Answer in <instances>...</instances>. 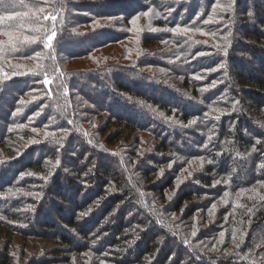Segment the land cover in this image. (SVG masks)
<instances>
[{"label":"trees","instance_id":"1","mask_svg":"<svg viewBox=\"0 0 264 264\" xmlns=\"http://www.w3.org/2000/svg\"><path fill=\"white\" fill-rule=\"evenodd\" d=\"M111 1L0 6V264H264V0Z\"/></svg>","mask_w":264,"mask_h":264},{"label":"rangeland","instance_id":"2","mask_svg":"<svg viewBox=\"0 0 264 264\" xmlns=\"http://www.w3.org/2000/svg\"><path fill=\"white\" fill-rule=\"evenodd\" d=\"M98 1H102V0H98ZM107 3H109L110 4V2H112L111 0H105ZM231 1L232 0H230L227 4L229 5V4H231ZM185 5L187 6V8H190V9H196V6H197V3H195V2H193V0H188V3H185ZM135 6V4H133L132 5V7H134ZM231 6H232V4H231ZM115 7H116V5H115ZM112 12H119L120 10L119 9H112L111 10ZM199 15H201L202 14V12L201 11H198L197 12ZM190 17H192L193 19H192V22H191V26H193V27H196V25H194L193 24V22H194V20H196L197 19V16H193V15H190ZM212 21V20H211ZM216 24H219L218 23V21L217 20H213ZM225 24L224 25H221L220 26V28H224V30H226V19H224V21H223ZM185 28H189V30L191 29L190 27H185ZM149 29H151L152 31H153V33H156V32H159L158 31V29H156V27H154V28H149ZM184 29V28H183ZM191 32L192 33H189V34H186V35H188V36H190V37H192V38H194V39H191V40H194L193 42L194 43H192L195 47L194 48H196V46H198L200 43H202V41H199V40H201V38H202V36L204 35L205 36V34H203V33H201V31L200 32H196V30H191ZM219 34H221V32L219 31V29H218V31H217ZM150 32L145 28V27H143V29H142V34H149ZM183 33V32H182ZM141 34V35H142ZM49 35H51V34H49ZM223 35H225V33L223 34ZM190 39V38H189ZM207 40L208 39H205V42H207ZM35 42H37L36 44H40L39 43V40H35ZM130 43L132 44V50L134 51V52H136L137 54H141V55H143V50H141L140 48H138V46H136V44L137 43H139L138 42V40H132V41H130ZM75 44V43H74ZM204 44H206V43H204ZM107 48L106 49H103L101 52H107L108 50L109 51H115V52H117L118 51V47L117 46H115V45H113L112 47H109V46H106ZM172 47V45H170L169 46V48H171ZM212 47L215 49V48H222V47H214L213 45H212ZM150 50L151 49H147V51L148 52H150ZM163 51H166L165 49H163ZM103 52V53H104ZM172 60V59H171ZM134 62V61H133ZM135 63V62H134ZM81 64H77V63H74V64H72V65H70L68 68H81ZM158 70L157 71H159V72H163V74H164V76H167V83H165L166 85H169V86H176V84H177V82L176 81H174L173 80V77L171 76V75H168L167 74V72H165V71H163L162 69H160V68H157ZM137 79V78H136ZM162 79H163V77H162ZM137 81L138 82H141V80L140 79H137ZM158 85H159V83H158ZM158 85H156V86H153L152 88H153V90H155V92L156 93H158L159 91H162V89L158 86ZM147 89H149V87H146L145 88V90H147ZM27 104H29V102L28 103H26V104H23V105H27ZM139 155H141V153H139ZM0 233H1V236H0V245H2V243H4L5 241H6V239H5V237H4V229H0ZM15 242H19L21 239H20V237L17 235V236H15ZM40 242V241H39ZM52 245L49 243V244H45L44 245V248L45 249H48L49 250V248L51 247ZM36 248H37V246H33V243H32V246L30 245V249H31V251L33 252V251H35L36 250Z\"/></svg>","mask_w":264,"mask_h":264},{"label":"snow or ice","instance_id":"3","mask_svg":"<svg viewBox=\"0 0 264 264\" xmlns=\"http://www.w3.org/2000/svg\"><path fill=\"white\" fill-rule=\"evenodd\" d=\"M15 2L16 0H0V6L4 7L5 9L9 8V7H14L15 6ZM217 7H220V5L218 3H215L212 5V8H213V11H215V9ZM44 9L43 8H39L38 11L42 12ZM228 10H231V4L228 5ZM149 13L148 12H145L144 15H148ZM20 15V13H10L8 15H0V22H3L5 20H12L14 18V16H18ZM45 19H48V17H45ZM52 19H55V17H52ZM135 21H133L134 23ZM207 22V21H206ZM172 32H178V31H182V32H187L189 31V29L187 28H184V29H179V28H173L171 29ZM6 35H9L11 37V33H5ZM56 32L53 31L51 33V35H48L47 36V43L45 44V47H51L52 45V41L54 40V38L56 37ZM215 35V34H213ZM37 38H32V37H29V36H24L23 40L24 42L26 43H34L35 40ZM224 51L226 52V49H224ZM40 54L39 53H36V56H39ZM201 55H204V53H201ZM220 67L222 68L223 67V64L220 65ZM5 76L7 75L6 73L4 74ZM198 78V77H197ZM45 84L49 83L48 80H45L44 81ZM21 103H23V101H21ZM19 111V109H18ZM13 115H15V113H13ZM217 119H219V117H216ZM190 124H195L196 123V120L193 119L192 121L189 122ZM49 135V133H46V136ZM179 159V157H178ZM201 160H203V158L201 157ZM211 162V161H209ZM7 164V161H4L3 162V165H6ZM57 164H59V161H57ZM3 165H0V166H3ZM169 167H171V165H169ZM162 171V170H161ZM30 174V173H29ZM216 183H219V181H217ZM215 206L213 205V208ZM82 215H86V213H82ZM195 234V233H193ZM221 236H223V233H221Z\"/></svg>","mask_w":264,"mask_h":264}]
</instances>
